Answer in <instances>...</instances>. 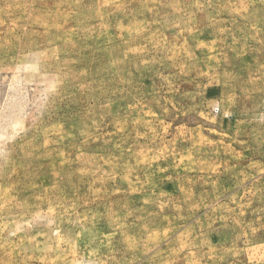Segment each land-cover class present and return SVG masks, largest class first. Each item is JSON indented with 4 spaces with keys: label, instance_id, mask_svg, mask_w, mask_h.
Wrapping results in <instances>:
<instances>
[{
    "label": "rangeland",
    "instance_id": "rangeland-1",
    "mask_svg": "<svg viewBox=\"0 0 264 264\" xmlns=\"http://www.w3.org/2000/svg\"><path fill=\"white\" fill-rule=\"evenodd\" d=\"M0 264H264V0H0Z\"/></svg>",
    "mask_w": 264,
    "mask_h": 264
}]
</instances>
